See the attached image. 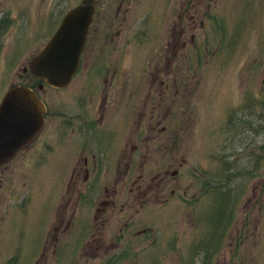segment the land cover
I'll use <instances>...</instances> for the list:
<instances>
[{
  "label": "rangeland",
  "instance_id": "rangeland-1",
  "mask_svg": "<svg viewBox=\"0 0 264 264\" xmlns=\"http://www.w3.org/2000/svg\"><path fill=\"white\" fill-rule=\"evenodd\" d=\"M0 1L27 6L0 29L1 100L40 83L23 68L81 0ZM170 1L96 0L119 35L97 40L87 85L39 92L56 122L47 149L1 168L0 264H264V0ZM219 182L237 198L222 228Z\"/></svg>",
  "mask_w": 264,
  "mask_h": 264
},
{
  "label": "water",
  "instance_id": "water-1",
  "mask_svg": "<svg viewBox=\"0 0 264 264\" xmlns=\"http://www.w3.org/2000/svg\"><path fill=\"white\" fill-rule=\"evenodd\" d=\"M95 13V0H82L63 18L62 24L43 50L30 63L31 74L55 88L67 87L80 65L86 36ZM37 90L13 85L0 106V164L12 159L18 150L40 132L46 105Z\"/></svg>",
  "mask_w": 264,
  "mask_h": 264
},
{
  "label": "flooded vegetation",
  "instance_id": "flooded-vegetation-1",
  "mask_svg": "<svg viewBox=\"0 0 264 264\" xmlns=\"http://www.w3.org/2000/svg\"><path fill=\"white\" fill-rule=\"evenodd\" d=\"M126 1H128V0H123V2H121V4H119L118 10H121V8L124 6ZM143 2H144V0H138L139 4H142ZM154 3H156V1ZM168 3H171V1L168 0ZM2 4L3 3H1V1H0V9H1V11H0V23H1L0 24V29H4V28L10 26L12 21L18 22L20 16H26L27 15V6H24V7L23 6H18V7L14 6L13 8H11L10 5L8 7L7 3H5V5L4 4L2 5ZM129 4H130V2H129ZM147 11H149V10H147ZM48 17L51 20L52 17H53V12H51V15H49ZM95 17H96V0H95V13H94V16H93L92 23L90 24L89 29H88V33H87V36H86L85 47H84V49L82 51L81 58H80V65H79V68H78L76 74L74 75V78H73V79H75L79 75L83 76V84L84 85L88 84V82H87L88 78L86 76L87 75H91V74L92 75H96L98 73V69H97L96 66H97V64L102 62V61H99V60H95V56H97L98 54H99L98 57L99 58L101 57V53L97 52V50H98V48H97V40H101L102 34L106 37L105 42L102 45V49L104 51L107 48H111V47H108L106 45V42H108L107 39L111 38V37L115 38V37H117L119 35V31L115 35V32H113V30H112V28H114L116 26L115 22H113L112 24L109 23V22L108 23L105 22L103 26H99V19L95 18ZM179 17L182 20H185L186 15H185V13L184 14L182 13ZM194 17H195L194 15H190V16H188V20L189 19H193ZM63 18H62L61 22L58 24V26H56L54 31L52 33H50V35L48 37H46L47 42H49V40L58 31V29L60 28V26L62 24ZM133 22H134L135 26H137V20L136 19H132L131 23L133 24ZM2 31L5 32L4 30H2ZM13 38H14V36H13ZM117 44H118V42H117ZM44 47H45V45H44ZM44 47L36 50L34 52V54L36 53L35 56L37 54H39ZM24 50L25 49H22V51H24ZM115 51L117 52V51H120V50H119V48H117V49H115ZM96 53H98V54H96ZM17 55L22 56L21 54H17ZM120 57H121V51H120ZM30 63H31V61H30ZM30 63L27 66H24V68H23V72L24 73L25 72H27V73L29 72L30 73V70H29ZM119 63H120V58H118V64ZM116 71H118V70L116 69L114 71L113 79L115 78ZM110 72H111L110 69L107 67L105 75L109 76ZM30 75H32V74L30 73ZM36 79H38V78H36ZM105 80L106 81H110V82H108V84L111 83V80L109 78H106ZM182 80L183 79L181 78V81ZM40 84H41V81L36 87H34L35 85L34 86H30V87H32L35 90H37V88H38V86ZM13 85H18V84H13ZM13 85H9L8 86L9 88H8L7 92L11 89V87ZM20 85H25V84H20ZM111 85L112 84H110V86ZM113 86L115 88L119 89V86H118L117 83H113ZM57 89H62V88H57ZM43 90H40V91L37 90L38 96L41 97V98H42V96L40 95L39 92H42ZM7 92L5 93V95L7 94ZM5 95L2 96V98L0 100V106H1V103H2ZM80 101L83 102V99H80ZM103 104H106V98L102 102V110H103L102 118L104 117V110H105ZM45 105H46V113L44 114V122H43V126H42L40 132L32 139V141H30L26 145L22 146L12 159H10L8 162L0 164V177L4 175L3 173H1L2 172L1 168H5L6 172H12V169L10 168V166H16V165H20L21 166V165H23V162L25 160V155L30 154V152H33V154H36V153L40 154L41 153L40 149H44V148L47 149L48 146L50 145V143L47 141L50 138L47 139V136H50V134L52 132L50 130V127L53 129V127H52L53 124H54L53 121L56 122V120H55V114H50L51 111L48 110V106H47L46 102H45ZM162 132L164 133V132H166V130L164 129ZM88 141L90 142V140H88ZM37 144H40L41 148H37L36 149V145ZM137 149H139L137 144H133V146H131V153H130V156H129V163L127 164L128 168L135 169V164H136L135 156L137 154L136 153ZM29 150H31V151H29ZM96 150L98 151V149H96ZM22 155L24 156L23 159L20 158ZM98 165H101V162H97V157H96V153L95 152L93 154H91V156H87L85 158L83 167H84V169L86 170V173H87L86 174V178L89 177V175H88L89 171H91V170L94 171L98 167ZM1 180L2 179H0V181ZM0 185H1V183H0ZM15 196H17V194Z\"/></svg>",
  "mask_w": 264,
  "mask_h": 264
},
{
  "label": "trees",
  "instance_id": "trees-1",
  "mask_svg": "<svg viewBox=\"0 0 264 264\" xmlns=\"http://www.w3.org/2000/svg\"><path fill=\"white\" fill-rule=\"evenodd\" d=\"M224 166L229 167L230 165H232V162H227V160H224ZM230 170H234V167H231ZM227 173V171H226ZM226 173L224 175V179L221 177H218L219 180H227L229 178L226 179ZM233 175V173L231 174V176ZM213 180V179H212ZM217 180V179H216ZM218 187L214 188V186H208L210 187V195H214V201L212 202V208L216 209L217 213H218V217H217V225L219 224V227L222 228V220L224 218V215L230 210V208H233V206L230 205V198H232V192L231 189L225 188V185H223L221 182L218 183L217 185ZM214 192H216V194H214ZM236 195H234V199H232L231 203H234V201L237 200V198L235 197ZM229 198V199H227ZM215 212V211H214ZM205 258V257H204Z\"/></svg>",
  "mask_w": 264,
  "mask_h": 264
},
{
  "label": "bare ground",
  "instance_id": "bare-ground-1",
  "mask_svg": "<svg viewBox=\"0 0 264 264\" xmlns=\"http://www.w3.org/2000/svg\"><path fill=\"white\" fill-rule=\"evenodd\" d=\"M42 167V166H41Z\"/></svg>",
  "mask_w": 264,
  "mask_h": 264
}]
</instances>
